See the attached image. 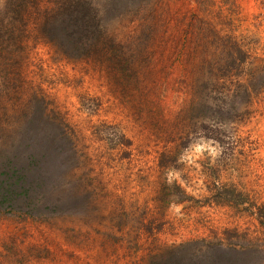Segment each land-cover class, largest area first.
<instances>
[{
    "label": "rangeland",
    "instance_id": "obj_1",
    "mask_svg": "<svg viewBox=\"0 0 264 264\" xmlns=\"http://www.w3.org/2000/svg\"><path fill=\"white\" fill-rule=\"evenodd\" d=\"M197 1L168 4L172 34L174 17L185 26L198 7L221 31L215 55L192 60L193 78L176 54L136 76L117 60L67 56L36 15L7 26L13 0H0V180L12 159L31 187L0 190V264H264V0ZM235 44L246 59L210 74ZM43 132L54 148L37 145Z\"/></svg>",
    "mask_w": 264,
    "mask_h": 264
},
{
    "label": "trees",
    "instance_id": "obj_2",
    "mask_svg": "<svg viewBox=\"0 0 264 264\" xmlns=\"http://www.w3.org/2000/svg\"><path fill=\"white\" fill-rule=\"evenodd\" d=\"M136 1H138L137 6H134L135 0H47L46 2L43 0H29L30 6L27 4L28 0H13L12 8L15 14L6 22L7 26L18 23L22 29H25L27 22H25L24 15H36L39 20L36 19L35 21L37 25L40 23L39 29L42 30L45 39L63 54L70 57L91 58L96 61L104 59L117 60L118 63H122L125 72H130V75L134 76L142 68L149 69L148 75L150 73L154 74L156 72L153 71L154 68H158L159 71L158 64L163 63L159 60L167 61L170 54H176V56L181 57L182 63L184 62L183 68L186 75L194 78L197 69L192 60L196 58L201 50V57L199 58L202 61H209L208 56L215 55L213 53L215 47L213 40L221 38L219 27L202 17L198 7L190 9L191 13L189 19L185 22V26L181 22L182 17L180 15L174 17L181 30H177L176 33L172 34L171 21L174 12L168 4L180 0ZM189 1L198 2L197 0ZM199 4H203V1ZM120 5H127L129 9H122ZM33 9H35L34 13H32ZM134 22L136 24L132 25L131 23ZM2 39L3 37L0 38V43ZM231 41L234 42L235 40L231 38ZM209 44L214 47L212 45L208 46ZM2 52L0 49V66L7 65L6 61L8 59V55H2ZM226 53L227 56L225 57ZM226 53L222 52V56L218 58L220 61L212 67L209 66L211 69L207 71L210 74H219L221 72L219 63L224 60L227 63V70L223 69L222 74H230V64L236 65V60L239 57L240 60L244 61L248 54L240 44L238 46L235 44V48H230ZM136 59H138L137 62H135ZM199 63L202 62L199 61ZM131 65H134V67H131ZM169 66L173 70L177 64L172 62ZM200 73L204 78V70H201ZM9 79L11 78L9 77ZM231 82L239 85L238 80ZM222 84L226 85L227 82ZM247 85L249 86V84ZM225 89L228 88L225 87ZM253 89L257 91L258 85L255 84L245 90V96L250 98ZM44 102V97L39 98L38 111L44 109ZM45 117L48 116L43 114L42 118ZM43 121L48 124L52 123L50 120ZM57 126L59 127L58 141H60L59 144H61L63 151L64 143L62 142L64 138H69V129L64 120L57 121ZM40 131L44 130L40 129ZM47 135L45 132L37 134V145L41 146L47 143L49 146L53 145L54 148L57 137L50 139ZM26 149L29 152V156L26 158H31L33 160L31 164H35L31 168L35 166L42 168L37 155L34 156L27 147L23 151ZM10 161L14 165V169L7 171L6 174L9 177L0 180L1 194L6 198L21 196L22 193L31 190L27 183L26 172L28 168L18 165L15 160L10 159ZM14 174L16 180L12 181ZM262 209L260 217L261 224L264 226V208L262 207Z\"/></svg>",
    "mask_w": 264,
    "mask_h": 264
}]
</instances>
